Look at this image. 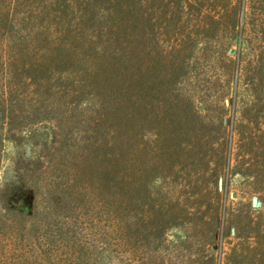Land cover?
Wrapping results in <instances>:
<instances>
[{
	"label": "trees",
	"instance_id": "obj_1",
	"mask_svg": "<svg viewBox=\"0 0 264 264\" xmlns=\"http://www.w3.org/2000/svg\"><path fill=\"white\" fill-rule=\"evenodd\" d=\"M146 1L0 0V164L3 143L30 126L63 128L41 194L57 189L60 209L70 210L44 205L25 231L7 212L33 199L27 186L36 185L0 188V264H129L126 254L114 263L98 250L129 248L130 140L147 126L148 27L159 41ZM211 1L223 4L211 6L210 25L177 36L174 75L155 89L154 105L166 107L162 122L174 126L170 148L186 175L185 196L169 198L183 208L174 220H196L199 244L216 251L197 264H240L238 248L264 236L262 213L228 199L232 170L264 189V0ZM143 189L140 182L138 197Z\"/></svg>",
	"mask_w": 264,
	"mask_h": 264
},
{
	"label": "rangeland",
	"instance_id": "obj_2",
	"mask_svg": "<svg viewBox=\"0 0 264 264\" xmlns=\"http://www.w3.org/2000/svg\"><path fill=\"white\" fill-rule=\"evenodd\" d=\"M146 2H148L149 24L152 27V24L156 22L153 32L157 33L159 41H153L151 29L148 27L147 126L142 138L134 129L130 140L129 248L128 251H122L123 253L111 249L108 253L98 250V254L102 257L109 255L114 263H118V260H122L121 256L126 254L129 264H197L200 257L216 251L214 247L199 244L197 236L199 229L193 224L196 220L192 221V225L179 224L174 220L176 212L183 208L181 209L178 204L179 200L171 198L173 201H170L169 198L173 193L175 197L176 195L178 197L181 195L179 198L185 196L183 188L179 185L184 183L186 175L182 170L184 166L182 158L181 160H178V157L175 158L174 153L176 155L177 151L170 148L176 142L174 141L176 136L168 134L170 130H174L170 129L174 126L167 127L162 122L164 118L169 117V114H165L166 107L161 110V107L154 105V98L155 89L166 88L174 75L176 58H178L177 40L181 39L177 36L182 33L183 37L189 40L193 34H196L198 28H207L206 26L210 25L211 6L222 5L223 2H212L211 0H202V2H197V0H147ZM191 54L193 59L196 55ZM163 102L168 104L169 100L166 96H163ZM155 108L159 110L158 118L154 116ZM29 130L32 132L25 130L26 132L22 134L23 138L13 137L14 141L3 143V156L0 164V188L3 191L6 190L7 184L19 186L24 182L23 185L26 187L32 181L36 185V187L29 186V188L27 186V190L36 191L33 199L28 198V202L20 200L15 211L7 212L16 213L21 223L20 226L22 224L26 226L25 231L32 229L31 225L36 221L37 214L43 211L44 205L52 207L51 212L59 209L60 213L70 214V210L60 209L61 207L56 202L55 196L59 194L57 189L51 190L49 194H41L45 183L44 166L49 157L57 151L63 128L42 124L30 126ZM242 172L237 169L230 173L228 199L240 202V207L256 208L262 213L260 216L263 217L264 222V189L260 184L251 183L253 180L247 179ZM140 182H143L144 193L138 197L137 189ZM221 187L220 179V190H222ZM157 190L160 191L163 207L157 205V198L153 194ZM49 196L54 197L51 201L42 203L41 200H46ZM3 198V196L0 197V210L3 209ZM191 198L189 204L191 206L197 204V198ZM207 199L209 201V198ZM34 202L39 208L38 212L31 216ZM142 204L143 207H141ZM203 206H206V209L210 207L206 201L203 202ZM41 217L46 218L44 215ZM235 221L238 222V219H228L229 224ZM157 222H160L161 229L159 225V229L155 228ZM203 224H205L204 230L207 231L208 221ZM155 238L159 239L157 243ZM238 253L237 260H240V264H264V236L262 235L260 240L240 246ZM210 263L214 264V261L211 260Z\"/></svg>",
	"mask_w": 264,
	"mask_h": 264
}]
</instances>
